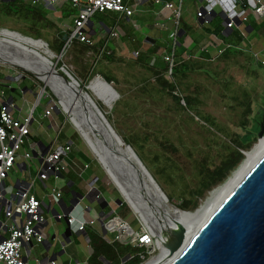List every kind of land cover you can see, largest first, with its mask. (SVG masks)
Segmentation results:
<instances>
[{"label":"rangeland","instance_id":"rangeland-1","mask_svg":"<svg viewBox=\"0 0 264 264\" xmlns=\"http://www.w3.org/2000/svg\"><path fill=\"white\" fill-rule=\"evenodd\" d=\"M46 2L48 3L46 4ZM59 2L43 0L41 4L35 6H42L46 10V13H41L43 18L38 20L39 24H33L30 19L23 20V18L14 14L5 15L1 12V8L0 34L7 30L34 40L40 37L39 40L48 42L53 46V43L60 37L58 33H62L64 36L71 33L74 18L78 13V8L73 7L71 3L64 2L61 5ZM194 2V0H184V7L188 8L189 14H183V17L184 20L186 19L190 23V14L194 9ZM160 7H162L161 2L154 5L153 11H157ZM110 14H112L110 18L114 19L115 14ZM100 16L99 13H95L90 19L95 33L90 34L93 40L100 37L103 39L99 30ZM217 19L219 22L220 17H217ZM48 21L52 24H48ZM149 21L154 23L152 12L136 14L130 21L125 22L123 19H119L118 16L115 18L114 23L126 31L129 40L115 39L110 42L109 50H112L114 55L111 61L105 60V58L102 59L100 52L95 53L90 50L83 52L74 48L73 45L66 47L61 57H59L60 54L54 53V57L51 59L54 64L57 63L60 66L59 68L64 66L85 88L96 78L103 79V76H108L113 79L111 85L117 92L118 98L112 106H108L103 100L97 98V96L95 97L89 88L87 91L92 94L96 102H100L102 112L105 117H110L111 125L122 140L123 138L127 139V136L130 135L136 136L138 140L136 150L141 158H144L143 164L168 199L170 198L169 206H176L180 209V205L187 201L191 206L189 212H194L205 204L214 190L224 185L235 174L246 158L244 156V159L228 173L222 182L203 191L201 195L193 197L190 192L198 186L200 170L202 168L213 170L219 164L226 150L235 149L237 140L249 135L248 132L251 133V139L247 141V149L240 150L241 153L251 152L259 144L257 132L252 122L256 116L255 111L260 110L257 107L262 104L258 100L259 96L264 94V68H259L252 59L253 57L246 53L230 56L229 58L218 57L213 60L191 59L196 60L192 64L194 68L192 67L176 93L180 98L194 97L197 111L200 114H197V111H193V109L189 110L184 103H182L183 109H179L178 105L167 95V92L157 86L156 77H151L144 68L135 64L137 58L133 55V52L136 50L133 45H128L131 41L134 42V39L139 42V35L149 32L145 28ZM112 22L111 20L107 23L112 25ZM135 23L140 24L139 29L134 27ZM104 35L109 36L108 33ZM1 38L9 37L2 36ZM64 43H66V40ZM42 47L44 48V46ZM52 48L55 50L54 47ZM234 48L241 50L236 46ZM183 60L187 61L184 58ZM0 66L11 68L19 73L23 72L16 67L3 63H0ZM92 73L94 74L93 77L87 80ZM24 74L35 80L39 87L43 85L34 76L28 73ZM255 74L260 75V81L254 76ZM146 81L148 82L144 85L143 82ZM140 86H145L148 92L141 93L139 91ZM43 96H45V93ZM119 99H121V104H117ZM40 102L43 106L45 98H41ZM249 105L252 106L253 110L251 115L246 114ZM41 109L42 107L37 109L35 117ZM69 117L72 116L68 113L67 115L64 114V117L59 116L58 123L62 128V132L58 136L56 132L58 127H54L50 134L49 132L44 133V138L49 142L57 137L54 145L62 144L66 140L72 141L74 144L73 153L86 156L96 162L95 164L100 168L101 173L106 175L103 167L97 161L99 159L97 157L98 152L88 142L94 154L92 153L82 138L84 134H82L81 129L74 121L77 131L69 121ZM206 117L211 118L213 121H208ZM51 118L56 119V116L52 114ZM43 123L42 121V125ZM27 150L28 144H24L20 154ZM32 162L30 164L31 175L36 177L39 172V165L37 166L34 160ZM15 168L14 171H16ZM13 170L10 172L9 177ZM6 183L9 184L10 182L6 181ZM104 189L107 192L106 195L110 198L114 200L121 198L120 193L113 184L105 183ZM8 196L10 195L8 194ZM124 204L123 206H117L124 218L131 226H135L137 222L140 224L137 212L134 210L135 214L128 204ZM159 254L160 251L156 253V256Z\"/></svg>","mask_w":264,"mask_h":264},{"label":"crops","instance_id":"crops-1","mask_svg":"<svg viewBox=\"0 0 264 264\" xmlns=\"http://www.w3.org/2000/svg\"><path fill=\"white\" fill-rule=\"evenodd\" d=\"M194 1V9L190 14V23L186 19L184 20L183 17V14L189 12L188 8L184 7L185 5L183 0L182 19L184 24H181L180 26L181 32L179 46H181L183 52L184 50L185 52L182 56L177 55L178 62L183 60V58L186 60L194 58L212 60L216 58L218 52L216 49L211 47V44L219 46L221 49L223 44H230L231 47H239L241 48L240 51H242V55L243 53H246L249 56H252L254 62L255 59L253 54L255 53L259 54L260 58L264 59V19L256 21L253 17H250L248 23L241 24L239 22L234 30L225 31L224 17L219 10H216L213 18L208 21H197L195 19V15L201 7L203 0ZM159 2L162 4L164 2L177 4L178 0H159ZM47 3L48 2H46V4ZM59 3L63 5L64 2L60 1ZM155 4H157L155 0H138L137 4L134 6V15L152 12L154 20V23L149 21L146 24L145 28L148 29L149 32L146 34H140L139 42L134 39V42L138 43L140 46L138 48L139 51H147L156 40L163 38L164 34H167L168 37L167 32L158 30L157 23L164 22L170 29L174 27L172 22L165 20L167 12L163 10V7H160L155 12L153 11ZM42 13L44 14V12ZM217 17H220L219 22ZM123 20L124 22L130 21L131 18H125ZM137 24L135 28H138L140 25ZM99 25L100 33L102 34L103 39H105L104 44L107 47L111 41L113 42L115 40V38H111L109 32L110 29L115 27V25L107 30H105L102 23ZM184 26H186V29H190L189 32L186 33L183 29ZM120 30L121 36L119 39L121 40L123 38H127L126 31L121 28ZM243 31H245L246 36H242ZM105 33H108L109 36H105ZM183 37L184 39H182ZM204 48L209 49L208 53L201 52ZM189 55H192V58L188 59L187 57ZM258 66L259 68H264V66ZM24 73L25 72L19 73L11 68L0 66V99L1 94L3 93L4 98L13 105L12 114L14 117L22 120L32 115L33 120L30 127L27 151H31L32 148H36V150H40L42 154L45 155L52 151L55 138L47 142L44 138V133L47 134V132H49L50 134L54 130V127L56 128L58 125L60 126L58 123V119L60 118L56 115V119H52L51 115L53 113L48 117L44 116L51 100L50 98L44 97L45 102L42 106V102H40L41 98H43V95L40 97L42 88L40 89L39 84ZM254 76L257 77L259 81L261 80L260 75L255 74ZM11 99L12 101L10 102ZM258 101L262 104H259V107L257 108L264 109V94L259 96ZM40 107H42V109L35 117V113ZM42 121L44 122L43 125ZM65 142H68V140ZM73 151L74 144L72 153L68 158L69 168L63 172L58 179L50 176L43 183L39 181L35 185L34 193L36 194L37 199L42 203V214L46 223L41 228V234L44 238L43 243L34 244V246L30 248V259L32 260L31 264H36L33 261L34 259H38L39 264H51V262H54L55 264H127V261L129 260V255L127 256V241L124 239L118 240V233L105 229L104 224L100 221V219H102L104 223H106L108 220L116 216L122 220L124 219L121 211L117 208V206H119L117 204L118 199H115L116 203L113 205L112 202H115V200L107 196V192L102 194L99 199H95L94 195H91L88 199L84 198L80 201L79 205L72 210L73 214L80 218L81 207H84L87 209L84 217L87 220L93 219L97 221L92 226L87 225L85 230L82 232H76V230H74L75 228L71 227L72 235L70 237V241L65 245L63 244L61 234L64 233L66 226L63 222L64 218L61 221H58L56 220V215H64L71 212L69 209L73 205L74 195L79 194L84 197L87 196L92 182H94L95 179L98 180V177L95 176L101 174L100 168L97 167L91 159L86 156L76 157L73 155ZM84 158H87V160ZM33 160L40 168V160L37 158L35 152L33 153ZM33 160L26 164L23 160H21L20 164L23 165L22 168L17 166L15 168L16 171L13 170L11 176H8L9 178L6 179V181L10 182L7 184L5 181V187L8 190L6 197L8 199H11V194L19 188V184L28 183L31 179L38 176L32 177L31 169L30 172H28L25 168L26 165L30 168V164ZM85 165H88L89 167L84 169ZM54 189L59 190L62 194L59 202H54L50 197V194ZM8 194L10 196H8ZM103 199H105V201ZM4 210L5 205L0 204V222L6 221ZM8 235L9 232L2 229L0 225V240L8 237ZM54 237L55 239H53Z\"/></svg>","mask_w":264,"mask_h":264},{"label":"built area","instance_id":"built-area-1","mask_svg":"<svg viewBox=\"0 0 264 264\" xmlns=\"http://www.w3.org/2000/svg\"><path fill=\"white\" fill-rule=\"evenodd\" d=\"M36 6L41 4L43 0H25ZM61 2L71 3L73 7L78 8V13L73 21L72 34L67 40L69 47L73 40L81 43L92 44V38L88 31L90 19L95 13H113L119 19L132 18L135 14V4L138 0H59ZM159 3V0H155ZM163 10L167 12L165 20L172 22L174 27L168 28L164 22L157 23L160 31L168 33L169 44L167 50H162L161 54L152 58V64L157 59L162 60L167 65V76H173V70L177 64V48L180 41V26L182 19L183 0H178L177 4L172 2H164ZM219 10L224 17L225 31L234 30L237 23L246 24L250 17L256 21L264 19V0H203L201 7L195 15L197 21H208L213 18L216 10ZM46 10L43 8L42 12ZM136 27V24H134ZM138 27V26H137ZM111 38L119 39L121 30L118 25L110 29ZM78 36V38H76ZM242 36H246L245 31ZM217 50V57L221 56L227 49L231 48L230 44H223L222 49L219 46L212 45ZM106 50V46L100 49V55ZM209 49L204 48L201 52L208 53ZM136 58L141 56V51L133 52ZM257 65L264 66V59L260 55L253 54ZM192 58V55L187 57ZM182 103H184L182 101ZM56 103L51 100L44 116L48 117L55 111ZM13 105L9 103L1 94L0 99V204L5 205L6 221L2 222L1 228L8 231V237L0 240V264H31L30 248L34 244H42L44 241L41 234V228L46 221L42 214V203L37 199L34 193L37 182H44L50 176L58 179L63 172L68 170V158L72 153V142L53 145V149L48 154H42L40 150L32 148L20 154L24 144H29L30 127L32 124V115L25 119H18L12 114ZM62 132V128L58 126L57 136ZM57 138V137H56ZM55 138V139H56ZM54 139V143H55ZM31 149V148H30ZM36 153L40 160V168L38 176L31 179L28 183L19 184V188L11 194V199L6 197L7 188L5 181L10 172L15 167L22 168L21 160L26 163L33 160V153ZM89 166L85 165L84 169ZM26 171L30 172L29 166H25ZM92 190L90 186L89 192ZM94 195V194H93ZM54 202L61 200L62 194L59 190L54 189L50 194ZM95 199L101 198V194L94 195ZM86 208L81 207L80 218L73 214L56 215V220L61 221L63 218L68 224L75 228L76 232H82L87 225H94L97 220H87L84 215ZM140 222L138 231H135L128 223L119 217H113L104 223L105 229L118 233V240H126L127 246L137 249L135 257L139 259L140 264H146L156 256L159 251L158 237L154 230L148 224ZM131 256L129 255L130 259ZM39 264L38 259L33 260ZM51 264H55L51 262Z\"/></svg>","mask_w":264,"mask_h":264},{"label":"water","instance_id":"water-1","mask_svg":"<svg viewBox=\"0 0 264 264\" xmlns=\"http://www.w3.org/2000/svg\"><path fill=\"white\" fill-rule=\"evenodd\" d=\"M2 1L6 3L14 0ZM92 25V22H90L88 26L91 35L94 34ZM12 33L22 36L17 32ZM25 38L42 42L39 39L34 40L30 37ZM76 38H78V36ZM3 40L10 42L8 39ZM64 40H66V36ZM43 44L48 46L45 42H43ZM66 47L67 42L59 57L63 55ZM5 52L9 51L0 47V53ZM36 53L42 57L41 61L45 69H47L48 72L52 71L56 78L63 84L71 114L83 129L86 130L89 138L94 141L98 147L104 163L99 159H97V161L103 167L107 177L121 195V198L117 200L119 206L123 203L128 204V201L118 184L129 191L131 195L134 194L140 202L143 201V204L147 205V217L149 221L144 220L141 216L138 217L142 222L149 225L160 221L161 217L158 215V209L161 206L165 208L166 205L167 209L173 208L176 211L187 214H195L201 208L196 209L194 212H189L180 210L176 206L170 207L168 197L152 174L143 164L133 148L127 145L117 134L99 108L97 102L91 94H89L87 91L89 86L86 88L81 87L78 80L64 66L57 69V63L54 64L50 61L48 57H46V53H44V56L39 52ZM95 80H99L103 83L104 88L109 91L113 100L118 98V94L111 84H108L101 78H96ZM40 82L43 84L40 97L45 93V89L48 88L57 100L55 106L56 113L62 112L67 115L59 98L49 87H46L44 82ZM92 82L93 81H91L90 84ZM11 101L12 99L10 102ZM69 121L77 129L73 118L69 117ZM257 137L258 143H260V140L264 138V124L261 125ZM82 138L89 147V143L85 137L82 136ZM242 154L247 159L246 152H242ZM246 159L243 163H245ZM104 164H106L108 169L105 168ZM241 166L242 164L239 168H241ZM96 180L97 179L92 182V190L87 196L84 197L79 194L74 195L73 205L69 211H72L79 205L80 201L84 198L88 199L93 194H100L99 190L94 186ZM103 200L105 201V199ZM132 211L135 213L133 209ZM100 221L104 224L102 219H100ZM63 222L66 228L64 233L61 234V238L65 245L70 241L72 228L66 219H64ZM1 224L2 222H0V225ZM180 227L182 229H179L180 231L176 233L177 241L175 245L172 246L174 255L160 264H264V154L249 169L239 183L221 200L219 205L202 222L188 240L183 231L184 228L182 226ZM53 239H55V237Z\"/></svg>","mask_w":264,"mask_h":264},{"label":"trees","instance_id":"trees-1","mask_svg":"<svg viewBox=\"0 0 264 264\" xmlns=\"http://www.w3.org/2000/svg\"><path fill=\"white\" fill-rule=\"evenodd\" d=\"M24 1L23 0H14V1H9V2L4 3L2 0H0V9L2 8L1 12L5 15H13V14L17 15L20 18H23V20H29L30 19L33 22V24H35V23L39 24L38 20L39 19L42 20V18H43V15L41 14L43 11L42 6L35 7L30 2H24ZM99 14L101 15L100 20H101V23L103 24L105 30L116 25L114 23L115 18H117L116 15H114V19H111L110 15H112V14H110V13L105 12V13H99ZM111 20L113 21L112 22L113 24L109 25L107 22L111 21ZM47 23L50 25L52 24L50 21H48ZM181 24H184L183 19H181ZM185 27L186 26H184L183 29L186 31V33L189 32L190 29L188 30V28L186 29ZM31 29H32V26H31ZM58 34L60 35V37H58V40H56L53 43V46H51L48 42H45V43H47L49 50L53 53H56V54H60L64 45L66 44V43H64L65 40L63 39V37L66 36V40H68L72 34V31H71V33H69L65 36L62 33H58ZM184 37L182 39H184ZM38 39H40V37H38L37 40ZM123 40H125V41L129 40L128 34H127V38H123ZM104 43H105V39H102L100 37V38H97L94 40L92 39L91 45L81 43L78 40H73L71 45H73L74 48H76L80 51H83V52L90 50L92 52L99 53L100 49L105 46ZM130 44H132L134 46L135 50H138V48L140 47L138 43L133 42V41H131ZM168 44H169V39L167 37V34H164V37L156 40L154 42V44L147 51H141V56L135 60V64L144 68L150 74L151 77H156L157 86H160L162 89H164V92L165 91L167 92V95L175 102L176 105H178L179 109H183V105H182V101H183L189 110L193 109V111H197L196 102H195L194 97L187 96V97L180 98L176 93L178 88L180 86H182V81L187 77V74L190 73L192 67L194 68V65H192V64L196 60H194V61L193 60H187V61L181 60L180 62H177V64L174 67L172 77L167 76V65L162 60L157 59V61H155L154 64H152V62H151L152 58L157 57L162 52V50H167ZM52 47L55 48L56 52H55V50H53ZM106 48H107V50H105V52L103 54H101V58L102 59L105 58V60L111 61V59L114 57L113 52H112V50H109L110 49L109 46H107ZM184 52H185V50H184ZM184 52H183L182 47L178 46L177 55L182 56L184 54ZM238 55H242V51H240L239 49H236L234 47H231L230 49L226 50V52L224 54L219 56V58H229L230 56H238ZM216 58H218V57H216ZM59 67L60 66L57 65V69H59ZM93 75H94L93 73L91 75H89L87 80H90L93 77ZM103 80L106 81L108 84H111L113 82V79H111L108 76H103ZM147 82L148 81L143 82V84L145 85V84H147ZM40 86H41L40 89L43 88V85H40ZM81 87H84V86L81 85ZM139 91L143 94L148 92V90H146L145 86H140ZM89 94H91V93L89 92ZM91 96H92V94H91ZM44 97L50 98L51 100H53L57 104V100L53 97V95L51 94V92L49 91L48 88L45 89V96H43V98ZM97 104H98L99 108L102 110V105L100 104V102H97ZM117 104H121V99H119L117 101ZM252 113H253L252 106L249 105L247 110H246V114L251 115ZM197 114H200V113H198V111H197ZM53 115L64 117V113H62V112L56 113V111H54ZM197 117H199V116L197 115ZM106 118L111 124L110 117L106 116ZM203 118H205V117L203 116ZM206 118L208 121H213L209 117H206ZM248 139H249L248 136H245L243 139H238L236 148L235 149L234 148L233 149H227L224 156H222V158L220 159L219 164L213 170L202 168L199 172L200 179H199L198 186L195 190L190 192V194H192L193 197H196L197 195H201V193L203 191L210 189L213 186L222 182L224 180V178L228 175V173L231 172L234 168H236L237 165L244 159V155L241 153V151L247 149V146H248L247 141H249ZM123 141L127 145L131 146V148H133V150L136 152L138 157L143 162L144 158L142 159L140 154L136 150V146L138 145V140H137L136 136H133V135L127 136V139L123 138ZM73 155L76 157H79V156L83 157V155L75 154V152L73 153ZM97 157L102 161V158L100 157V155L97 154ZM84 159L87 160V158H84ZM95 163L96 162H94V164ZM95 177H98V180L96 181L95 186L102 195L106 191L104 189V184L107 182L112 184V182L109 180L107 175H105L104 173L96 175ZM99 184L102 185V187H100ZM117 199H119V198H117ZM116 200H115V202L114 201L112 202L113 205H115ZM123 204H122V206H123ZM193 205L195 206V203ZM180 209L183 211H189L191 209V206L186 201L182 205H180ZM123 218H124V216H123ZM123 220L130 225V223L127 221V219L124 218ZM131 227L135 231H138L140 224L137 222L135 226H131ZM136 252H137V249H135L131 246H127V256L128 255L131 256V258L127 261V264H140L139 259L135 257Z\"/></svg>","mask_w":264,"mask_h":264},{"label":"bare ground","instance_id":"bare-ground-1","mask_svg":"<svg viewBox=\"0 0 264 264\" xmlns=\"http://www.w3.org/2000/svg\"><path fill=\"white\" fill-rule=\"evenodd\" d=\"M6 36L5 38L10 40H3L1 37ZM30 39L23 36L11 33L10 31H3L0 34V47L5 48L9 52L0 53V63L9 64L16 66L18 69L29 73V75L35 76L40 81L44 82L46 87H49L54 94L59 98L61 104L63 105L66 112L72 116L76 125L81 129L82 134L88 142L96 149L98 154L101 156L98 147L89 138L88 133L83 127L77 122L74 116L71 114L70 109L67 103V97L63 84L52 71H47L43 65L41 59L36 52L41 53L50 61L54 57V53L51 52L48 46H45L43 42H31ZM23 46H21V45ZM44 46V48L42 46ZM36 51V52H34ZM89 90L103 100L108 106H112L116 100H113V97L110 95L109 91L104 88V85L99 80H94L89 85ZM93 152V151H92ZM94 154V153H93ZM264 154V138L260 140V143L255 146L251 152H246L247 159L245 163L242 164L241 168L235 172V174L221 187L217 188L211 193V196L208 200L201 206V208L195 214H187L174 210L173 208L167 209L166 205L160 207L158 215L161 217L158 223H152L151 228L154 230L156 236L158 237L159 251L160 254L155 256L146 264H160L168 258L172 257L174 254L172 252V246L176 243V233L184 228V233L188 238L195 233L199 228L202 222L214 211V209L219 205L221 200L239 183L243 176L249 171V169L261 158ZM103 160V159H102ZM104 162V160H103ZM106 166V164H105ZM108 168L107 166L105 167ZM112 175V174H111ZM123 195L127 198L129 206L135 210L138 216H141L144 220L149 221L147 217V205L143 204V201L140 202L139 199L133 194L131 195L124 187L118 184ZM180 229V230H179ZM170 246V247H168Z\"/></svg>","mask_w":264,"mask_h":264},{"label":"flooded vegetation","instance_id":"flooded-vegetation-1","mask_svg":"<svg viewBox=\"0 0 264 264\" xmlns=\"http://www.w3.org/2000/svg\"><path fill=\"white\" fill-rule=\"evenodd\" d=\"M259 109L260 110L255 111L256 116L253 118V122H252L257 133L259 132L261 125L264 124V109L262 108H259ZM248 134L250 136L249 135H246V136H248L249 138L248 140H250L251 133L248 132Z\"/></svg>","mask_w":264,"mask_h":264}]
</instances>
